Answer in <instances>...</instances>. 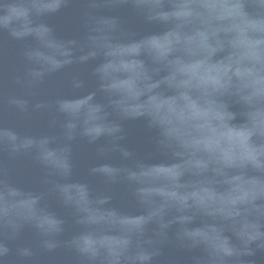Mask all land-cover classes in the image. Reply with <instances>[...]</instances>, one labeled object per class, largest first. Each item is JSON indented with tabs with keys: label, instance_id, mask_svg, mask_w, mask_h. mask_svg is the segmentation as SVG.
I'll return each instance as SVG.
<instances>
[{
	"label": "water",
	"instance_id": "obj_1",
	"mask_svg": "<svg viewBox=\"0 0 264 264\" xmlns=\"http://www.w3.org/2000/svg\"><path fill=\"white\" fill-rule=\"evenodd\" d=\"M0 264H264V0H0Z\"/></svg>",
	"mask_w": 264,
	"mask_h": 264
}]
</instances>
